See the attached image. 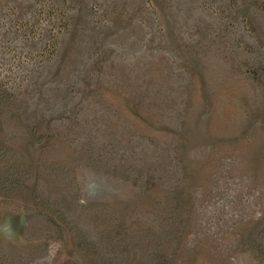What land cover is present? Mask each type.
I'll list each match as a JSON object with an SVG mask.
<instances>
[{
	"label": "rangeland",
	"instance_id": "1",
	"mask_svg": "<svg viewBox=\"0 0 264 264\" xmlns=\"http://www.w3.org/2000/svg\"><path fill=\"white\" fill-rule=\"evenodd\" d=\"M0 264H264V0H0Z\"/></svg>",
	"mask_w": 264,
	"mask_h": 264
},
{
	"label": "trees",
	"instance_id": "2",
	"mask_svg": "<svg viewBox=\"0 0 264 264\" xmlns=\"http://www.w3.org/2000/svg\"><path fill=\"white\" fill-rule=\"evenodd\" d=\"M49 9L55 10L56 8L53 5L49 4ZM39 12L42 14L44 12L46 13L44 8L40 9ZM50 12H52V16H46L45 25L51 27V29L49 30L46 29L47 33H49L47 45L50 46V51L54 52L58 46L59 34L62 32L63 29H67L68 22L64 12L61 13L60 11H57L53 13L52 10H50Z\"/></svg>",
	"mask_w": 264,
	"mask_h": 264
}]
</instances>
